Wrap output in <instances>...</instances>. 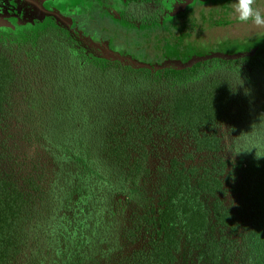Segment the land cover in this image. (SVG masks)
I'll return each instance as SVG.
<instances>
[{
    "label": "trees",
    "instance_id": "trees-1",
    "mask_svg": "<svg viewBox=\"0 0 264 264\" xmlns=\"http://www.w3.org/2000/svg\"><path fill=\"white\" fill-rule=\"evenodd\" d=\"M229 1L162 23L143 9L152 62L96 53L67 0L53 13L71 26L23 0L27 19L0 20V264H177L182 247L264 264V34L190 48L239 22Z\"/></svg>",
    "mask_w": 264,
    "mask_h": 264
},
{
    "label": "rangeland",
    "instance_id": "rangeland-1",
    "mask_svg": "<svg viewBox=\"0 0 264 264\" xmlns=\"http://www.w3.org/2000/svg\"><path fill=\"white\" fill-rule=\"evenodd\" d=\"M41 1H43L42 3L45 4H39L36 9L40 10L42 12L41 15H44V17H49L51 23H54L57 26L72 25L71 17H60L52 13L51 9L58 8L59 3H55L50 0ZM47 1L49 3H46ZM187 1L188 0L177 2V6H174L175 8L173 9L169 8L168 11H172L171 14L175 13V11L179 7H183ZM197 1H200L201 4H197L196 6H194L195 9L193 16L195 18L200 17V14H202V10L207 14L212 7V5L209 4H202L205 2V0ZM33 2L34 0H23L24 5L27 6L31 5V3ZM67 2L68 6L72 8L73 14H78L81 9L83 10L79 15L75 17L74 20V23L76 22L79 28H76L75 26H73V28L76 34L83 36L85 44H93L94 42L99 43V45L102 47L101 50H105L111 57H119L118 54L122 55V53L132 55L133 57L134 55L138 56L140 52H136L137 49L135 48V45H139L137 46V48L139 49L141 47L140 60L145 59L150 62L161 60L160 53H158V51H156L153 46V44L156 46L158 42L160 43V39H163V37L157 34L161 28H149L148 30L144 31H140L134 28H124L123 26H120L119 24L114 22L109 16H101L103 14V12L100 11L102 5L101 0H99L98 2L96 0H93L92 4L89 6L90 8L83 3V0H67ZM234 2L235 0L229 1V5L231 8ZM255 7L264 10V0H256ZM30 10L32 11L30 14H36L35 8ZM8 11L9 14L16 13L13 16H16L18 13L17 11L14 12L12 10V6H10V9ZM68 11V8L65 7L62 12ZM23 12L24 11L19 13L16 16V19H18V16L20 20H24L25 18L27 19L30 14L25 16ZM168 16L169 15L166 14V17ZM201 27L203 29H200V27H197L195 29L194 35L192 36L196 37L195 39H193V41L190 42V48L196 51H203L208 47L218 50L219 48L215 47L224 45L242 46L251 43L264 34V28L257 27L256 25L251 23V21L247 23L237 22L226 27H213L211 29L206 27L204 28L203 25ZM200 30L202 31V33H199ZM145 53L146 57H143ZM219 130L220 133L224 135V140H228L233 135L230 133L228 125H225L222 129L219 128ZM177 264L209 263L199 259L197 256H193L188 251V249L182 247L177 253Z\"/></svg>",
    "mask_w": 264,
    "mask_h": 264
},
{
    "label": "flooded vegetation",
    "instance_id": "flooded-vegetation-1",
    "mask_svg": "<svg viewBox=\"0 0 264 264\" xmlns=\"http://www.w3.org/2000/svg\"><path fill=\"white\" fill-rule=\"evenodd\" d=\"M0 20H12L13 18H17L16 16L24 11L25 14L27 11L24 9L23 4L21 0H0ZM55 3H59V7L64 6L66 3V0H50ZM97 2L99 0H96ZM102 5L100 11L103 12L101 16L106 17L109 16L114 22L117 24L122 25L124 28L127 29H137L140 30L141 27L135 24H139L141 22V16H142V10L144 9V17L146 19L153 18L155 15H159V21L162 23L168 22L170 16L172 15V11H168V9H173L174 6H177V2L183 1V0H101ZM93 0H83V3L87 5L88 7L92 4ZM47 3H49L47 1ZM41 4V0H34L33 5L35 6L36 13H41L40 10H37L36 7ZM10 6H12V10L14 12H18L16 16H13L14 14H9ZM58 7V8H59ZM93 7V6H92ZM53 13V9H51ZM160 11V13H158ZM28 13V12H27ZM16 14V13H15ZM29 14V13H28ZM42 14V13H41ZM41 14L39 15L41 17ZM54 14V13H53ZM166 14L169 15L166 17ZM174 14V13H173ZM19 18V17H18ZM157 22V21H156ZM149 25L156 26V23H150ZM90 46H93V48L96 50V53H100L106 57L109 56V53H107L105 50H101V46L99 43L94 42L93 44H89ZM246 45V44H245ZM135 45V48L137 49L136 52H140L141 47L138 49ZM141 46V45H140ZM243 46V45H242ZM215 47V46H214ZM237 48L240 46H232V45H224V46H218L215 48ZM211 47H208L205 50H210ZM124 50V49H123ZM199 51V50H198ZM118 56H121L118 54ZM141 65V64H139Z\"/></svg>",
    "mask_w": 264,
    "mask_h": 264
},
{
    "label": "clouds",
    "instance_id": "clouds-1",
    "mask_svg": "<svg viewBox=\"0 0 264 264\" xmlns=\"http://www.w3.org/2000/svg\"><path fill=\"white\" fill-rule=\"evenodd\" d=\"M256 0H235L232 5L233 13L235 15L236 20L239 22L247 23L251 21L257 27L264 28V10H261L258 7H255ZM241 150V151H250ZM236 151L235 153L241 152ZM256 157H264V155H257Z\"/></svg>",
    "mask_w": 264,
    "mask_h": 264
},
{
    "label": "water",
    "instance_id": "water-1",
    "mask_svg": "<svg viewBox=\"0 0 264 264\" xmlns=\"http://www.w3.org/2000/svg\"><path fill=\"white\" fill-rule=\"evenodd\" d=\"M15 15V14H14ZM41 17H44V15H41Z\"/></svg>",
    "mask_w": 264,
    "mask_h": 264
}]
</instances>
